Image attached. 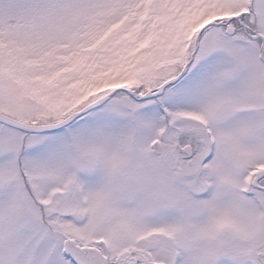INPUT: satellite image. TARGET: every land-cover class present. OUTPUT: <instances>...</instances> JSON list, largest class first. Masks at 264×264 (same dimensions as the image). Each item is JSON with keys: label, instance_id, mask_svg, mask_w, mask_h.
I'll use <instances>...</instances> for the list:
<instances>
[{"label": "snow or ice", "instance_id": "obj_1", "mask_svg": "<svg viewBox=\"0 0 264 264\" xmlns=\"http://www.w3.org/2000/svg\"><path fill=\"white\" fill-rule=\"evenodd\" d=\"M0 264H264V0H0Z\"/></svg>", "mask_w": 264, "mask_h": 264}]
</instances>
